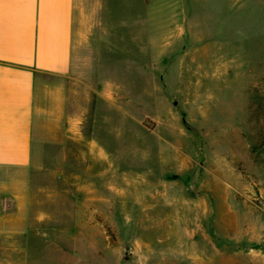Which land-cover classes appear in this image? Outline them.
Returning a JSON list of instances; mask_svg holds the SVG:
<instances>
[{"label": "rangeland", "instance_id": "obj_1", "mask_svg": "<svg viewBox=\"0 0 264 264\" xmlns=\"http://www.w3.org/2000/svg\"><path fill=\"white\" fill-rule=\"evenodd\" d=\"M84 10L101 49L87 91L111 89L117 107L118 175L95 179L97 197L116 207L73 211L69 175L51 206L43 176L34 226L0 264H264V0Z\"/></svg>", "mask_w": 264, "mask_h": 264}, {"label": "crops", "instance_id": "obj_2", "mask_svg": "<svg viewBox=\"0 0 264 264\" xmlns=\"http://www.w3.org/2000/svg\"><path fill=\"white\" fill-rule=\"evenodd\" d=\"M86 2L0 0V260L11 251L4 245L34 226L43 176L51 206L55 180L69 175L73 211L116 207L97 197L95 179L118 175L111 152L117 107L111 89L87 91L84 69L101 49L93 44L94 27H87ZM87 94L93 98L88 120ZM43 164L46 175H35Z\"/></svg>", "mask_w": 264, "mask_h": 264}]
</instances>
